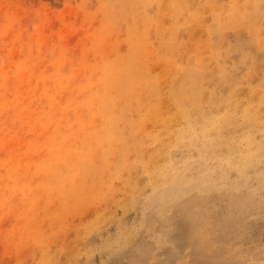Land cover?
Instances as JSON below:
<instances>
[{
	"label": "rangeland",
	"instance_id": "obj_1",
	"mask_svg": "<svg viewBox=\"0 0 264 264\" xmlns=\"http://www.w3.org/2000/svg\"><path fill=\"white\" fill-rule=\"evenodd\" d=\"M152 1L0 0V264H264V0ZM135 68L165 103L122 154L101 136L135 102L105 95ZM176 90L216 145L166 122Z\"/></svg>",
	"mask_w": 264,
	"mask_h": 264
},
{
	"label": "bare ground",
	"instance_id": "obj_2",
	"mask_svg": "<svg viewBox=\"0 0 264 264\" xmlns=\"http://www.w3.org/2000/svg\"><path fill=\"white\" fill-rule=\"evenodd\" d=\"M178 3V0H171V7H168V10L170 12L176 11L177 9L174 8V6ZM129 6L130 11H137L143 13L141 10L145 11L149 9L151 5H153L152 0H135V3H124L122 6ZM160 15L159 17H156L158 20L162 19V13H158ZM193 63L192 66H190ZM207 65V60L200 58L199 56L194 59V61H191V63L188 65L189 69L186 73L185 80L191 83H194L196 79H203L202 78V72L200 70L204 68V66ZM140 70L138 68L134 69V74L128 76L127 79L126 75L124 73L121 74V79H117L116 85L118 86V89H114V94H110L109 97L106 99L105 95V110L112 111L114 104L116 101H120L122 99H125L126 101L135 102L134 106L131 108L125 105L122 109H120V113L118 114H112L111 117L107 118L105 121V131L102 132L101 139L103 140L104 147H107V149H113L116 147L118 142L122 143V146L120 148H117L118 151L122 154L125 153L127 150L128 145L131 142V136L134 133L139 132L138 124L139 121H130L128 120V116L130 115L129 112L134 111L138 107V109L142 106L143 100L145 99L143 97V92L146 91L151 94V105L149 107L148 114L146 115V118H151L158 115H163L162 107L165 103V101H162V95L160 94V85L158 84L159 79L156 77H149L147 75L143 76L144 72L141 74L139 73ZM147 79H158L155 83L150 84ZM112 91V92H113ZM194 93V90L191 92V94ZM174 94V107L175 113L168 119L166 122L168 124L181 126V124L185 125L184 128L179 129L182 132H186V135L189 134L192 137L197 138H204L205 140L202 141L201 147H208L215 144L214 138L207 139V136H209V129L210 124L211 126L214 125V122L208 123L207 119L209 116L204 115L200 118L194 117V112L191 111V108L182 106L180 104V100L183 98V93L176 90L173 91ZM190 94V95H191ZM170 100V98H169ZM177 100V102H176ZM144 104V103H143ZM137 109V110H138ZM138 112V111H137ZM143 114V113H142ZM141 114V115H142ZM146 114V113H145ZM200 119L205 120V122H199ZM121 124H125V130L123 131L121 129ZM129 128V130H128ZM176 139L178 138V133H176ZM106 143V144H105ZM216 145V144H215ZM249 150V149H248ZM169 154V155H168ZM106 153H104L103 160L106 161L105 158ZM169 150L167 152V156H170ZM224 153L220 155H216L214 159L219 160L220 157H222ZM231 157H225L222 162L224 163H230ZM83 162V165H74L76 170H84L86 172H93L95 176H99V172L101 171V167H95V164L93 160L88 159V157L85 159V157L81 160ZM106 163V162H104ZM173 169H177L176 167H173ZM243 169V167L241 168ZM164 170L162 167L158 168V173H155L154 171L149 172V174L153 177V179H156L157 182L164 178ZM150 171V170H148ZM147 172V171H146ZM175 180H178V173L175 171L170 178H173ZM59 178V175H58ZM61 180V179H60ZM176 188H178L176 186ZM175 188V191H176Z\"/></svg>",
	"mask_w": 264,
	"mask_h": 264
}]
</instances>
